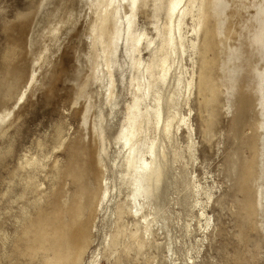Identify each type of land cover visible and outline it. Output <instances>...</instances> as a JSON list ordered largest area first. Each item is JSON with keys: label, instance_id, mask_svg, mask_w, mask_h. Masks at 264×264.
<instances>
[{"label": "bare ground", "instance_id": "1", "mask_svg": "<svg viewBox=\"0 0 264 264\" xmlns=\"http://www.w3.org/2000/svg\"><path fill=\"white\" fill-rule=\"evenodd\" d=\"M39 8L29 47L22 46V26L1 53L3 65L15 62L3 71L0 87L2 201L6 216L15 220L11 234L0 224V243L10 262L195 263L192 252L199 254L218 229L208 209H223L228 198L236 238L247 255H236V263L259 264L264 258V0H47ZM82 14L75 51L84 48L85 57L77 56V62L86 63L89 72L81 75L78 67L72 78L76 104L86 100L82 126L72 138L64 124L56 125L50 139L37 141L35 152L14 164L11 130L30 96L50 85L60 50ZM140 16L149 21L141 23ZM30 56L35 65L30 84L11 108V91L20 85ZM96 84L93 92L100 100L95 102ZM123 91L131 95L124 107ZM193 102L204 115L207 143L217 138L218 118L231 116L229 186L219 196L195 168L200 157ZM116 119L119 133L112 141L107 130ZM170 178L182 190L169 187ZM175 206L189 208L188 220ZM178 221L192 245L174 236L171 225Z\"/></svg>", "mask_w": 264, "mask_h": 264}, {"label": "rangeland", "instance_id": "2", "mask_svg": "<svg viewBox=\"0 0 264 264\" xmlns=\"http://www.w3.org/2000/svg\"><path fill=\"white\" fill-rule=\"evenodd\" d=\"M45 1L47 2V0H0V87L1 85L3 86L5 76L7 75V72L3 71L7 70L9 66L13 67L15 64V62L11 60L5 65H3L1 54L6 47H8L10 44H13V37L15 38L13 30L15 32L22 26H26L24 29L25 32L22 36V46L24 49H27V47H29V39H31V30L35 25L34 22L36 16L38 15L40 4L42 2L46 3ZM57 1L58 0H56V2ZM40 17L41 14L38 18ZM83 18L84 14H82V17L80 18V23L78 24L77 28L69 33L68 37L71 40L68 39L60 50V59L58 60L56 68L54 70L55 74L50 78V85L52 86L54 84L55 86H53L52 89L49 85L50 87L47 86L41 91L36 92L35 95H31L33 97L30 96L29 100L25 104L26 107L24 106L21 109V117L11 130L15 138L14 144H16V152L12 158L14 160L10 159V161L14 164H16L18 160H21V158H23V156H25L30 151L35 152L34 149L37 141L50 139L53 135V132L55 131L56 125L60 123L64 124L65 127H67L66 132L68 131L69 136H72V138L76 136V132L82 126L83 114L81 111L84 108L86 100L81 98L80 102L78 101L76 104L75 100H77V98L75 99V95L72 92L75 82L72 80V78H74V74L78 67L82 68L81 75H85L89 72V68H87L89 66L86 63L83 62L79 64L77 62V56L81 55L83 56V58L85 57L84 48L80 47L78 53L79 55L76 54L77 52L75 51V48L79 45L81 37L80 31L83 26L82 22H84ZM140 21L141 23H146L149 20H146L143 16H140ZM28 24L29 26L27 27ZM42 27L44 26H41L40 28ZM30 57L27 58V62L24 65L25 70L19 81L20 85L18 87L16 86L11 91V97L13 99V102L11 101L12 104H8V106L11 108L14 107V105L18 102L19 96L30 84L29 80H31L35 67L33 62L34 57ZM16 61L18 60L16 59ZM63 68H66L65 71L66 73L68 72L67 74H65ZM63 71L64 74L62 73ZM54 77H56L57 80H55L56 78ZM92 88L91 91L96 92L98 90V85L96 84ZM94 94L95 93L93 92L92 96L95 98L94 101H99L100 97L97 95V97H95ZM125 94L123 91L120 97V101L122 100L121 105H123V107L131 99V95L128 94V92L125 91ZM1 98H3V96H0V99ZM127 99L129 100L127 101ZM1 101L2 100H0V102ZM192 106L194 110L192 112L193 115L191 114V118L193 119V123L195 126V136L193 135V138H195L198 143V155L200 157V161L195 165V168L197 167V170H195L197 171V174L202 180V183H206L207 185L213 187L214 192H216L219 196L220 190L226 191L229 186L227 184L228 182L226 179L227 173L225 164L228 155L227 149L231 145V140H228L226 137V133L231 125V116L224 114L218 118V124L215 127V133H217V138L214 139L212 143H207L203 138V132L206 126L203 121L204 115H201L199 113L197 102H193ZM121 117L122 114L118 115V119ZM117 121L118 120L116 119L114 123H112L111 127L107 130V134L110 136V139H112V141L113 138L116 137L119 133V126H117ZM199 164L200 166H198ZM171 174L174 173L172 172ZM1 180L2 179L0 175V224H2L5 233L11 234L15 230V220L11 217V215L6 216V211L4 210L6 205H4V201H2V195L5 187L2 185ZM174 181L175 180L170 178L169 187L170 185H173L174 187H172V189H175L176 186L180 189L182 184H175L176 181ZM45 183H47L46 185H48V181H46ZM172 189L170 188V191ZM180 190H182V188ZM175 207L174 209L179 211L178 213H181L182 220H188L186 219V215H188L187 213H190L189 208L182 206H178L177 208ZM195 212L197 213L196 210ZM208 212L211 214V216L214 217L218 229L216 230L211 240L204 243L205 246L201 248L199 254H196L194 251L192 252L194 260H197L194 261L195 263H190L237 264L235 258L237 257L236 255L243 254V257H246L247 255L245 254V245L239 243L238 238H236L238 228L236 227V216L233 214L234 212L232 208V200L227 198L224 202L223 209H220L219 207L215 206L212 209L209 208ZM14 213H17V210H13V214ZM178 213L176 214L179 215ZM192 223L196 224V220H193ZM182 224L183 222L178 221L177 224L171 225L173 234L176 238L180 237L179 240L185 241L188 246L192 245V242H194L193 238L191 240L189 238H184L183 229L180 228L182 227ZM201 236L202 235L200 234L199 238H201ZM5 254L6 252L4 250V247L0 243V264H15L14 262H10V260ZM104 264H107V262H104ZM259 264H264V258L259 262Z\"/></svg>", "mask_w": 264, "mask_h": 264}]
</instances>
